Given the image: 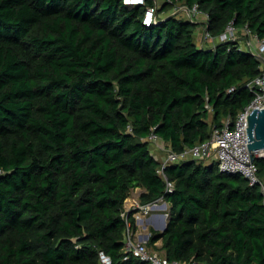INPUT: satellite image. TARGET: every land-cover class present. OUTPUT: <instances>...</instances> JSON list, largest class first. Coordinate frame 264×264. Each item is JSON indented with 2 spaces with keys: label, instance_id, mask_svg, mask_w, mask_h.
I'll use <instances>...</instances> for the list:
<instances>
[{
  "label": "trees",
  "instance_id": "trees-1",
  "mask_svg": "<svg viewBox=\"0 0 264 264\" xmlns=\"http://www.w3.org/2000/svg\"><path fill=\"white\" fill-rule=\"evenodd\" d=\"M178 3L197 4L215 38L234 23L264 41V0H165L159 15ZM154 5L0 0V264H149L124 259L136 187L141 204H170L149 240L169 260L264 264L260 186L188 159L165 168L168 192L148 140L182 152L211 138L252 102L262 62L238 41L200 47L188 18L145 25Z\"/></svg>",
  "mask_w": 264,
  "mask_h": 264
},
{
  "label": "built area",
  "instance_id": "built-area-1",
  "mask_svg": "<svg viewBox=\"0 0 264 264\" xmlns=\"http://www.w3.org/2000/svg\"><path fill=\"white\" fill-rule=\"evenodd\" d=\"M124 1L129 5L146 3V0ZM154 1L155 5L149 6L144 16L143 22L147 26H151L158 22L159 4L156 0ZM179 12L186 15V18L192 21H195L203 14L197 4L188 6L184 3H178L172 15H177ZM243 35H247L246 38L248 36L252 38L245 40ZM217 38L220 42L238 41L240 50L251 52L261 60V73L246 81V88L254 94L252 102L240 111L236 119L233 120L232 118H228L225 120L222 128H215L211 138L191 148H187L182 152L172 150L166 141L154 133L149 136L148 140L151 141L157 149L166 153L161 161L158 172L166 180V190L168 192H173L174 182L168 180L165 174V168L171 164L181 163L188 159H198L207 162H216L221 172L242 175L249 180L251 185H259L264 194V179L260 177L258 166L255 161L256 157L263 156V153L258 151L252 152L248 144L249 116L256 108L264 109V41L259 39L255 34H252L249 29H244L243 32H241L234 23H230L226 30ZM214 39L215 37L211 35L207 29L203 32L204 42L213 41ZM234 90V87L230 89L231 92ZM168 205L170 206L165 198L160 197L145 205L140 202H135L129 211H134V215L139 218L151 216L155 209L165 206V211L162 215H164L165 221H167L169 218V211H167ZM151 235V231L136 232L129 224L125 238L124 248L126 255L124 259L128 260L133 256L149 264H208L205 261L194 259L190 261L169 260L162 251L154 249L149 245ZM101 259L103 264L112 263L110 256L104 253H101Z\"/></svg>",
  "mask_w": 264,
  "mask_h": 264
},
{
  "label": "crops",
  "instance_id": "crops-1",
  "mask_svg": "<svg viewBox=\"0 0 264 264\" xmlns=\"http://www.w3.org/2000/svg\"><path fill=\"white\" fill-rule=\"evenodd\" d=\"M156 2L158 3V0H156ZM171 12L173 11H170V13ZM195 21L200 23L199 27L197 28L196 34H195L196 43L202 48H215L216 45L220 42L218 38H215L213 41H206V42H204L203 40V32L206 30L207 21H208L207 15L203 13ZM251 38H252L251 36H248L247 38H245V40H249ZM145 192H146V189L144 187L133 188L130 192L129 197L127 198L125 202V210L129 211L131 206L135 202L141 203V198ZM164 209H165V206L158 207L157 209L153 211V214L151 216H143V217L138 218L137 216L134 215L136 219V225H137L136 232H141V231L149 232L152 230L161 231L164 225V222H165V217L164 215H162V213L165 211ZM158 245L161 246L162 241H159Z\"/></svg>",
  "mask_w": 264,
  "mask_h": 264
},
{
  "label": "water",
  "instance_id": "water-1",
  "mask_svg": "<svg viewBox=\"0 0 264 264\" xmlns=\"http://www.w3.org/2000/svg\"><path fill=\"white\" fill-rule=\"evenodd\" d=\"M208 30V28H207ZM249 148L252 152L263 153L264 157V109L256 108L249 116ZM168 221L164 222L161 232L167 229Z\"/></svg>",
  "mask_w": 264,
  "mask_h": 264
},
{
  "label": "rangeland",
  "instance_id": "rangeland-1",
  "mask_svg": "<svg viewBox=\"0 0 264 264\" xmlns=\"http://www.w3.org/2000/svg\"><path fill=\"white\" fill-rule=\"evenodd\" d=\"M164 2V0H158V4H159V7H160V5L162 4ZM172 11H174V9L172 10ZM168 14H172V12L170 13H161L159 16L161 17H165L166 15H168ZM177 16H179V17H182V18H186V15H184L183 13H181V12H179V13H177ZM151 150H152V152L153 153H155L156 155L157 154H159L158 152H157V149H156V147L155 146H153V144H151ZM164 155H166V153L164 152ZM163 156V155H162ZM170 210V206L168 205V210L167 211H169Z\"/></svg>",
  "mask_w": 264,
  "mask_h": 264
}]
</instances>
